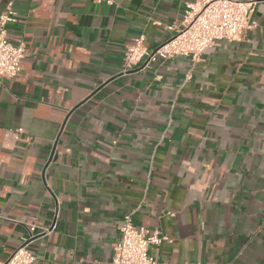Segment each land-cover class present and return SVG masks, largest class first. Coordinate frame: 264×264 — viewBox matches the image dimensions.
Listing matches in <instances>:
<instances>
[{
    "label": "crops",
    "instance_id": "1",
    "mask_svg": "<svg viewBox=\"0 0 264 264\" xmlns=\"http://www.w3.org/2000/svg\"><path fill=\"white\" fill-rule=\"evenodd\" d=\"M195 1L0 0L25 44L0 80V264H110L126 215L167 237L158 264H264V0L241 41L124 71Z\"/></svg>",
    "mask_w": 264,
    "mask_h": 264
},
{
    "label": "built area",
    "instance_id": "2",
    "mask_svg": "<svg viewBox=\"0 0 264 264\" xmlns=\"http://www.w3.org/2000/svg\"><path fill=\"white\" fill-rule=\"evenodd\" d=\"M95 3L113 4V0H93ZM257 0H199L187 3L178 26H169L171 35L166 42L149 49L143 37L134 39L124 54V71H133L142 64L174 57L190 58L196 62L219 42H239L243 35L255 27L251 20ZM12 11L0 16V80L15 78L20 72L25 44L12 42L6 30L11 22ZM157 25L159 23L156 22ZM21 132L20 129L16 133ZM33 230V228L31 229ZM167 237L155 230L146 234L135 227L130 215L123 217L119 227V239L113 247L110 264H158L150 255L152 245L160 244ZM35 258L23 245L17 248L4 264H33Z\"/></svg>",
    "mask_w": 264,
    "mask_h": 264
}]
</instances>
